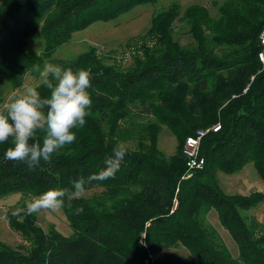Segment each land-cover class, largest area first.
I'll use <instances>...</instances> for the list:
<instances>
[{
  "label": "trees",
  "instance_id": "obj_1",
  "mask_svg": "<svg viewBox=\"0 0 264 264\" xmlns=\"http://www.w3.org/2000/svg\"><path fill=\"white\" fill-rule=\"evenodd\" d=\"M155 1L0 0V86L20 87L22 70L40 76L45 62L84 68L92 85L85 126L73 129L76 141L49 162L29 168L9 161L4 154L11 141L0 144V197L15 192L37 197L50 187H71L74 177L103 167L117 143L127 145L114 178L85 186L99 193L74 199L71 210L62 208L71 234L45 233L31 216L11 217L10 226L29 249L20 253L0 242V264H264V225L242 215L263 194H226L216 177L251 162L264 182V64L258 57L264 0H222L215 15L191 4L180 17L172 3L152 15L125 64L106 62L93 46L72 58L53 56L73 31ZM178 18L188 24L190 45L173 37ZM37 32L44 41L38 53L28 44ZM37 85L47 95L42 80ZM216 123L218 130L200 141L203 167L189 169L185 138ZM161 127L176 139L169 156L157 146ZM77 205L82 214H74ZM210 210L234 240L236 257L206 221ZM145 232L149 244L144 238L143 245L138 240ZM178 245L191 257L167 251Z\"/></svg>",
  "mask_w": 264,
  "mask_h": 264
},
{
  "label": "rangeland",
  "instance_id": "obj_2",
  "mask_svg": "<svg viewBox=\"0 0 264 264\" xmlns=\"http://www.w3.org/2000/svg\"><path fill=\"white\" fill-rule=\"evenodd\" d=\"M222 0H156L154 3L137 4L130 10L120 14L117 18L108 21H95L87 27L73 31L69 40L58 46L53 56L55 58H72L84 51L88 46L95 47L106 62H117L121 64L127 63L124 58L134 48V42H140L141 36L146 32L150 25V19L153 14L160 10L166 9L170 4L175 3L179 9V16L183 9L191 4H199L205 6L211 15L216 14V6ZM173 37L178 40L181 45L192 44V38L188 32V24L182 19H175L172 23ZM137 42V43H138ZM29 47L34 52H41L44 41L40 32L28 39ZM23 83L20 87L12 88L7 82H2L0 86V96L3 98L0 102V109L13 92L19 93L26 86H35L41 80L42 76L30 75L26 70H22ZM143 120V119H139ZM158 149L164 156H169L175 151L176 139L174 135L166 128L161 127L158 132L157 139ZM183 148V146H182ZM218 186L226 194H243L248 195L253 192H261L263 200L254 208L242 211V215L247 217V221L256 225H264V182L257 175L251 162L245 164L239 171L226 174L217 172L216 174ZM100 189L86 190V196L93 193H99ZM36 198L32 195L22 193H9L0 197V242L11 247V249L24 253L29 249V242L26 241L19 232L10 226V219L16 218L22 220L24 213L13 217L11 211L17 207H24L27 202ZM34 218L38 227L45 233L57 231L63 235L72 233L68 218L63 211L42 210L39 214L27 215ZM245 217V219H246ZM206 221L212 224L218 232L221 241L227 247L230 254L236 257L238 254L237 246L230 234L222 227L217 218L215 211L210 210L206 215ZM144 245V233L138 240ZM173 251L179 256L191 257L189 251L182 245L167 249Z\"/></svg>",
  "mask_w": 264,
  "mask_h": 264
},
{
  "label": "clouds",
  "instance_id": "obj_3",
  "mask_svg": "<svg viewBox=\"0 0 264 264\" xmlns=\"http://www.w3.org/2000/svg\"><path fill=\"white\" fill-rule=\"evenodd\" d=\"M34 71L41 72L39 65ZM42 85L47 95L38 91L40 85L26 86L21 92H13L0 109V144L11 141L5 151L9 161L24 162L29 168H36L41 161L47 163L52 155L76 141L73 129L83 128L86 117L91 115L92 105L89 89V71L54 65L45 62L41 72ZM127 153V145L117 143L112 155L107 156L104 165L87 177H74L71 187H50L24 207L11 211L13 217L39 214L42 210L58 211L67 207L73 209L72 201L82 197L86 185L114 178ZM84 211L77 205L74 214Z\"/></svg>",
  "mask_w": 264,
  "mask_h": 264
},
{
  "label": "built area",
  "instance_id": "obj_4",
  "mask_svg": "<svg viewBox=\"0 0 264 264\" xmlns=\"http://www.w3.org/2000/svg\"><path fill=\"white\" fill-rule=\"evenodd\" d=\"M259 43L261 49L258 53V57L261 63L264 64V28L259 34ZM219 128V124H213L208 128L197 129L194 135H189L185 138L183 143L182 153L186 158V166L189 169H200L204 165V158L199 154V146L202 137L210 130L216 131Z\"/></svg>",
  "mask_w": 264,
  "mask_h": 264
},
{
  "label": "water",
  "instance_id": "obj_5",
  "mask_svg": "<svg viewBox=\"0 0 264 264\" xmlns=\"http://www.w3.org/2000/svg\"><path fill=\"white\" fill-rule=\"evenodd\" d=\"M144 238H145V241L147 242V244H149V237H148L147 232L144 233Z\"/></svg>",
  "mask_w": 264,
  "mask_h": 264
}]
</instances>
